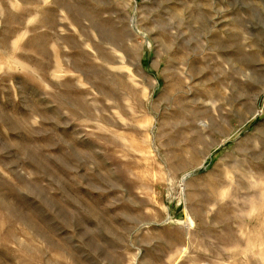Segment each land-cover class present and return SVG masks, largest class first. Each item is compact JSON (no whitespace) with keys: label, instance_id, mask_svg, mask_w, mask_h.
<instances>
[{"label":"rangeland","instance_id":"1","mask_svg":"<svg viewBox=\"0 0 264 264\" xmlns=\"http://www.w3.org/2000/svg\"><path fill=\"white\" fill-rule=\"evenodd\" d=\"M0 264H264V0H0Z\"/></svg>","mask_w":264,"mask_h":264}]
</instances>
